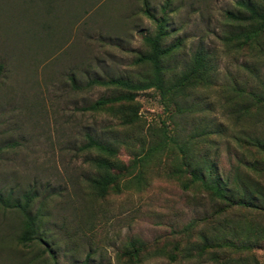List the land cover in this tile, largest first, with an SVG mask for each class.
<instances>
[{"label":"rangeland","instance_id":"obj_1","mask_svg":"<svg viewBox=\"0 0 264 264\" xmlns=\"http://www.w3.org/2000/svg\"><path fill=\"white\" fill-rule=\"evenodd\" d=\"M142 1L158 14L164 0H0V264H123L117 253L126 242H149L187 223H195L188 252L175 262L150 256L139 264H217L206 252L196 254L200 236L264 225V106L247 115L241 110L247 94L264 99V37L251 48L227 40L242 27L228 17L244 14L239 0H169L162 16V45L179 41L162 61L165 78L203 51L208 86L192 88L184 99H161L154 89L134 92L140 120L130 129L88 108L121 92L88 85L92 78L149 76L147 65L133 63L148 51L143 37L155 31ZM244 1L264 7L263 0ZM199 129L208 134L190 146L188 160L204 159L228 198L257 208L233 204L213 216L217 198L198 182L183 188L170 175L181 154L168 137L182 143ZM87 137L112 144L124 163L147 144L167 145L147 164L146 184L121 183L118 193L101 199L89 189L96 173L89 158L97 153L85 147ZM25 196L40 241L17 239L22 217L15 204ZM237 258L248 260L227 264H264V235Z\"/></svg>","mask_w":264,"mask_h":264},{"label":"trees","instance_id":"obj_2","mask_svg":"<svg viewBox=\"0 0 264 264\" xmlns=\"http://www.w3.org/2000/svg\"><path fill=\"white\" fill-rule=\"evenodd\" d=\"M264 1V0H263ZM169 0H164L158 7V14L150 9L147 1H142L141 12L150 19L155 25L153 34L144 36L143 41L148 47V51L137 54L133 59L136 65H147L149 67V76L143 77L137 81L129 78H92L87 83L98 86L115 87L121 90L120 93L101 97L89 104L88 108L93 111H105L118 120L121 128L130 129L140 120L137 114V103L133 100V94L136 91L154 89L159 92L161 99H172L173 96L182 97L183 99L190 93L192 88L208 86L209 73L211 70L209 58L203 51L194 52L189 59V63L175 76L165 78V68L162 61L170 56L179 46V41L170 42L162 45L164 38V18L169 12ZM237 5L244 8V14L228 13V17L237 22L242 27L228 37V41H236L237 45H247L250 48L254 45L259 46L264 37V7L262 3L253 1L239 0ZM159 16V17H157ZM250 99L247 105L241 107L246 115L251 112V107L256 108L264 106V99L247 94ZM159 132L164 135V127L158 128ZM205 129H199L190 135L184 137L182 143H178L173 137H168L171 145L174 144L181 154L180 162L175 165L170 174L176 180H180L183 188H187L193 183H199L201 187L210 192L221 203L214 210L213 216L216 217L231 205L235 204L242 208H257L253 202L245 200H231L228 191L225 190L224 184H221L216 178L215 169L212 165L202 164L203 160H188L191 155L188 151L190 146H194L195 140L200 137L204 139L207 136ZM165 136V135H164ZM164 138V137H163ZM257 142V141H256ZM85 147L89 150H95V156L89 158L90 164L96 170V173L88 178L90 193L97 198H105L109 195L116 194L120 191V184L124 187H141L147 183L143 172L155 154L164 151L167 145L166 141L160 140L146 147H141L140 151L131 154L126 163L116 158V148L109 143L98 141L94 138L87 137ZM142 146V144L140 145ZM167 148V147H166ZM171 146L168 148L170 149ZM143 151V152H142ZM190 159V158H189ZM181 165L182 169L179 168ZM188 172V179L182 181L181 174ZM28 197L25 196L22 203L15 204L18 213L21 215V231L17 237L20 243L31 242L40 236H36V219L37 216L29 214L27 211ZM264 210V208H262ZM195 223H187L182 228L170 230L169 233L156 236L149 242L132 240L126 244L117 253L118 260L123 264H139L145 258L150 256H161L168 262H175L179 255L188 252V247L192 245V233ZM218 227V226H217ZM240 233H217L210 238L200 236V242H196V254L200 257L206 252L208 257L217 264H227L239 259L237 258L238 250H243L255 244L258 239L264 235V225L257 227L240 228ZM247 234L246 237L245 235ZM251 234V236H248ZM254 236V237H253ZM43 250H47L45 247Z\"/></svg>","mask_w":264,"mask_h":264}]
</instances>
